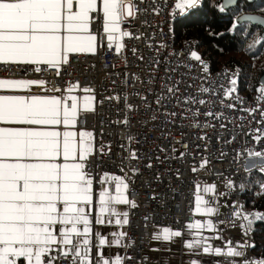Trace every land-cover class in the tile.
Returning a JSON list of instances; mask_svg holds the SVG:
<instances>
[{"label": "built area", "instance_id": "obj_1", "mask_svg": "<svg viewBox=\"0 0 264 264\" xmlns=\"http://www.w3.org/2000/svg\"><path fill=\"white\" fill-rule=\"evenodd\" d=\"M202 1L190 5L189 0H136L134 18L122 23L131 36L123 37L119 53L115 44L111 49L107 46L103 14L95 12L92 28L101 39L95 54L71 55L70 63L59 69L43 63L0 62V78L56 80L58 88L79 82L74 90L78 96L85 86L94 90V110H81L76 127L93 133L94 155L88 167L95 184L99 186L101 175L109 173L129 185L123 264H144L154 228L185 232L196 218V197L203 193L198 190L201 180L229 182L228 203L214 215V221L242 222L249 245L252 242L248 226L252 211L245 193L251 173L264 166V156L251 155L264 153V100L257 99L261 86L252 96L241 94L238 70L233 66L214 69L197 50L195 40L176 44V22ZM193 51L203 63L192 58ZM37 67L42 71H35ZM57 71L61 76H56ZM232 87L236 91L225 95ZM32 88L59 95L51 85ZM201 88L210 91L202 93ZM189 97L197 102H186ZM201 99L204 104L199 103ZM208 112L215 115L208 116ZM125 119L127 124L122 123ZM133 152L136 158H131ZM48 255L57 264H68L70 259L58 249Z\"/></svg>", "mask_w": 264, "mask_h": 264}, {"label": "snow or ice", "instance_id": "obj_2", "mask_svg": "<svg viewBox=\"0 0 264 264\" xmlns=\"http://www.w3.org/2000/svg\"><path fill=\"white\" fill-rule=\"evenodd\" d=\"M197 2L189 0L190 5ZM227 3H231V0H227ZM97 7V0H0V62L5 65L10 62L43 63L52 69H59L70 63L71 55L95 54L97 36L92 25ZM136 9V0H102L103 32L107 35V46L111 49L115 44L117 53L124 48L122 38L131 36V33L121 28V24L134 18ZM224 9L225 5H222L221 10ZM239 19L241 17H237V21ZM132 51L135 53L136 50ZM191 56L203 63L195 51L191 52ZM35 71L40 72L42 69L37 67ZM56 76H61V73L57 71ZM57 82L45 79H0V88H29L31 85L46 88L51 85L53 92L59 93L0 95V123L20 125L0 127V264H53L55 257L48 255L52 245L63 246L60 251L70 257L68 264H92L86 238L90 221L85 206L93 201L92 173L88 167L94 155L93 133L67 130L78 117V97L71 93L80 85L75 82L67 84L65 88H58ZM231 83L235 85L236 82L233 80ZM83 91L90 93L94 90L85 86ZM168 91L174 94L173 89L169 88ZM200 91L207 93L210 89L201 88ZM235 91L234 87L229 88L225 95ZM259 92L261 95L257 99L264 100V84ZM94 99V96L84 97V111L94 110L87 106ZM110 99L119 100V97ZM186 102L195 104L197 101L189 97ZM199 103L204 104L205 101L201 99ZM126 107L131 108L132 105L126 103ZM251 111L255 112L256 109ZM206 115L215 114L208 112ZM122 123L127 124V119ZM61 126L65 128L63 132L60 131ZM251 155L261 157L264 153L254 152ZM131 158H136L134 152ZM206 163L204 161L201 167ZM104 177L106 180L108 174L105 173ZM112 179L116 181L117 195L100 192L101 213L109 211L111 201L129 203L124 195L129 185L122 177L115 176ZM204 190L213 191L214 188L206 187ZM196 200L199 211L202 197L198 195ZM207 211L212 212L214 209L209 208ZM256 218L264 220V215H257ZM122 222H128L126 214ZM116 223H121V220L118 219ZM57 224L66 227L54 234L52 229ZM251 224L249 220L248 226L251 227ZM179 235V232L164 229L163 239ZM101 243L104 241L101 240ZM204 251L209 249L206 247ZM216 251L220 252L219 249ZM228 254L239 256L241 252L229 249ZM95 264L101 262L97 260ZM103 264H109V261L105 260Z\"/></svg>", "mask_w": 264, "mask_h": 264}, {"label": "crops", "instance_id": "obj_3", "mask_svg": "<svg viewBox=\"0 0 264 264\" xmlns=\"http://www.w3.org/2000/svg\"><path fill=\"white\" fill-rule=\"evenodd\" d=\"M97 5L96 12H102L103 14L102 0H97ZM94 34L97 36V50L101 46V39L98 32L94 31ZM0 79L21 80L15 78ZM34 86L36 85H31L29 88H0V95H53L51 93L37 92L33 90L32 87ZM71 95L78 97V114L86 107L84 97L94 96L91 92H84L81 96H78L75 91ZM94 103L95 99L87 106L93 108ZM0 127H20V125L0 123ZM64 130L65 128L61 126L60 131L63 132ZM67 130L77 133L80 131L76 127V122L74 125H69ZM93 148L94 142L92 137V150ZM24 162L38 161L25 160ZM57 162L62 161L58 160ZM104 174L101 175L99 186L95 184L94 177L90 176L93 180V201L91 204L85 206L90 221V231L86 237L89 241L88 256L92 264H95L97 260L101 264L105 260L109 261V264H116L117 261H119V264H123L126 256L124 244L127 237L128 222L125 224L122 221L125 214L127 215V220L129 219V203L123 204L111 201L108 205L109 211L101 213L100 192L107 191L111 196L117 195L115 191L116 181L112 177L118 175L107 173L108 178L105 180ZM102 180H105V182L102 183ZM206 187H213L214 190L206 192L204 190ZM229 187V182L209 183L201 180L198 184V190L203 193L198 195L202 197V200L199 204V211L197 210L196 203V218L194 222L187 225L185 232L169 227L154 228L151 247L144 255V264H259V261L255 260L251 254L250 248L252 243L249 245L248 231L242 222L216 223L214 221V215L228 203L227 192ZM124 195L128 199V189L124 190ZM209 208L214 209V211L208 212L207 209ZM112 209L115 211H111ZM97 219L101 222L97 223ZM118 219L121 220L119 224L116 223ZM197 224L200 226L196 227L195 225ZM64 227L66 226L57 224L53 227L52 231L54 234H57ZM164 229L179 232L180 235L171 236L170 239L165 240L163 239ZM101 240L104 243H101ZM62 247V245H52V249L55 250H60ZM206 247L209 249L207 252L204 251ZM217 249L220 250L219 253H217ZM229 249H235L241 252V255H230L228 254ZM53 264L57 263L53 261Z\"/></svg>", "mask_w": 264, "mask_h": 264}, {"label": "trees", "instance_id": "obj_4", "mask_svg": "<svg viewBox=\"0 0 264 264\" xmlns=\"http://www.w3.org/2000/svg\"><path fill=\"white\" fill-rule=\"evenodd\" d=\"M225 5L222 11L221 6ZM243 14L264 16V0H236L226 5L224 0H203L184 18L176 22V44L195 40L197 50L214 69L233 66L239 72L238 90L252 96L261 86L264 74V37L259 24L239 19ZM237 26L234 27L233 25ZM252 214L249 227L252 234L251 254L264 262V171L254 170L245 193ZM248 220V225H249Z\"/></svg>", "mask_w": 264, "mask_h": 264}, {"label": "water", "instance_id": "obj_5", "mask_svg": "<svg viewBox=\"0 0 264 264\" xmlns=\"http://www.w3.org/2000/svg\"><path fill=\"white\" fill-rule=\"evenodd\" d=\"M236 0H231V3H227V0H224V4L229 5L234 3ZM241 19L251 21L252 23L259 24L263 28L262 36L264 37V16L260 14H243ZM261 83L264 84V74L261 78Z\"/></svg>", "mask_w": 264, "mask_h": 264}, {"label": "rangeland", "instance_id": "obj_6", "mask_svg": "<svg viewBox=\"0 0 264 264\" xmlns=\"http://www.w3.org/2000/svg\"><path fill=\"white\" fill-rule=\"evenodd\" d=\"M253 156V155H252ZM263 168H264V166H263Z\"/></svg>", "mask_w": 264, "mask_h": 264}]
</instances>
